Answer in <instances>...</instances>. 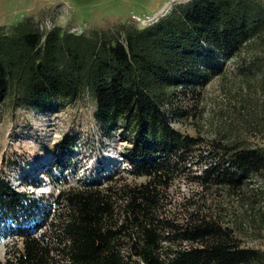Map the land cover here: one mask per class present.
Wrapping results in <instances>:
<instances>
[{"label":"trees","instance_id":"obj_1","mask_svg":"<svg viewBox=\"0 0 264 264\" xmlns=\"http://www.w3.org/2000/svg\"><path fill=\"white\" fill-rule=\"evenodd\" d=\"M215 50L222 59L208 64L209 76L224 86L230 61L240 91H263L261 0H188L145 27L122 23L115 32L42 31L26 17L1 33L0 101L49 111L91 92L104 134L120 129L127 141L124 171L143 180L111 174L104 186L61 189L53 203L65 214L54 223L0 179V237L11 238L0 264H264V249L243 238L264 231V147L232 126L210 137L182 132L165 106L206 83L192 66ZM181 175L200 190L171 211L169 189Z\"/></svg>","mask_w":264,"mask_h":264},{"label":"rangeland","instance_id":"obj_2","mask_svg":"<svg viewBox=\"0 0 264 264\" xmlns=\"http://www.w3.org/2000/svg\"><path fill=\"white\" fill-rule=\"evenodd\" d=\"M159 1L164 0H60L24 14L22 0H0V34L10 33L12 26L26 17H31L34 23L50 18L54 25L77 34H88L93 28L115 32L122 23L142 28L168 13L174 5L188 0H170L165 10L152 12V4ZM61 2L65 5L59 9L56 5ZM135 15H149L151 19L137 21ZM221 59L220 52L215 50L208 59L192 66L209 79L196 88L177 93L165 105L169 108L170 124L182 132L206 137L232 126L240 136L264 147V89H257V93L252 88L240 91L232 81L230 61L225 67L230 74L222 86L206 70L210 62L219 63ZM94 108L93 95L86 90L49 111L14 104L8 98L0 101V179L17 192L23 203L35 200L45 207V214L49 210L48 220L54 223L65 214V207L53 203V197L61 189L81 188L97 180L104 186L107 182L104 179L111 174L122 175L127 181L143 180L133 179L124 171L130 169L122 155L127 141L121 137L120 129L112 128L111 133L104 134L102 123L93 116ZM65 139L69 146L60 149L59 143ZM61 153L64 154L60 156ZM67 153L70 156H65ZM194 169L199 173L198 168ZM199 190L198 184L181 175L169 189L171 201L166 208L179 210L185 197ZM41 216V211L35 213L37 219ZM243 238L245 245L264 249V231L259 237L251 232ZM10 240L5 233L1 234L0 259Z\"/></svg>","mask_w":264,"mask_h":264},{"label":"crops","instance_id":"obj_3","mask_svg":"<svg viewBox=\"0 0 264 264\" xmlns=\"http://www.w3.org/2000/svg\"><path fill=\"white\" fill-rule=\"evenodd\" d=\"M57 1H60V0H22L25 10L21 13L28 14L34 9H40V8H43L44 6H49L53 2H57ZM64 1H68V0H63V2ZM169 1L170 0H164V1H159V2H156L155 4H152L153 5L151 6V9L153 8L152 12H156V11L160 12Z\"/></svg>","mask_w":264,"mask_h":264},{"label":"built area","instance_id":"obj_4","mask_svg":"<svg viewBox=\"0 0 264 264\" xmlns=\"http://www.w3.org/2000/svg\"><path fill=\"white\" fill-rule=\"evenodd\" d=\"M65 4L62 2V3H59L57 4L56 6L61 9L60 6H64ZM165 10V7L161 10V12ZM134 19L137 20V21H145L146 19H151V17L149 15H145L144 17H140L139 15H135L134 16ZM54 26V23L52 22V20L50 18H45L41 21L38 22V27L40 30L42 31H47L49 30L50 28H52Z\"/></svg>","mask_w":264,"mask_h":264}]
</instances>
